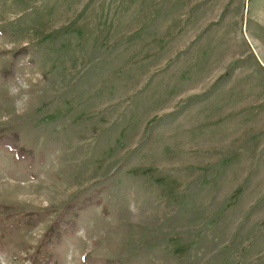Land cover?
I'll return each instance as SVG.
<instances>
[{"label":"rangeland","instance_id":"obj_1","mask_svg":"<svg viewBox=\"0 0 264 264\" xmlns=\"http://www.w3.org/2000/svg\"><path fill=\"white\" fill-rule=\"evenodd\" d=\"M0 129V264L96 189L60 264H264V0H0Z\"/></svg>","mask_w":264,"mask_h":264},{"label":"trees","instance_id":"obj_2","mask_svg":"<svg viewBox=\"0 0 264 264\" xmlns=\"http://www.w3.org/2000/svg\"><path fill=\"white\" fill-rule=\"evenodd\" d=\"M26 50L19 49L18 52ZM26 52V51H25ZM0 147H10L18 151L19 155L28 153L19 143L17 133L9 134L0 129ZM103 189H96L89 192L78 190L70 198L59 204H53L37 210L35 213H28V217L23 219L21 225L33 227L53 215L40 242L31 254V264H60L61 257L57 250L64 237L76 232L79 227V219L86 209L100 205L103 202ZM0 217V224L3 221ZM3 225H0V228ZM2 229H0L1 232Z\"/></svg>","mask_w":264,"mask_h":264},{"label":"clouds","instance_id":"obj_3","mask_svg":"<svg viewBox=\"0 0 264 264\" xmlns=\"http://www.w3.org/2000/svg\"><path fill=\"white\" fill-rule=\"evenodd\" d=\"M29 88L30 84L21 78H16L15 82L8 87V95L13 98L14 107L18 114H24L29 110L31 103V97L28 94ZM128 210L132 214L133 221L136 222L139 218L140 209L135 202L129 203Z\"/></svg>","mask_w":264,"mask_h":264}]
</instances>
